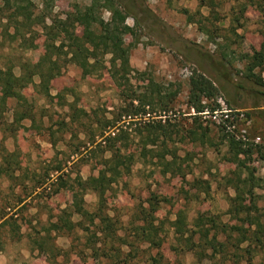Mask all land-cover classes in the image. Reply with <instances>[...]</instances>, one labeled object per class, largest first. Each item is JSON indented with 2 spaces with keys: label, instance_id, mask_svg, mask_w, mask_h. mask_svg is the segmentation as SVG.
<instances>
[{
  "label": "rangeland",
  "instance_id": "rangeland-1",
  "mask_svg": "<svg viewBox=\"0 0 264 264\" xmlns=\"http://www.w3.org/2000/svg\"><path fill=\"white\" fill-rule=\"evenodd\" d=\"M31 1L37 14L48 15L47 23L49 17H65L68 12L78 11L92 2ZM124 1L142 22L137 29L139 44L130 54L133 70L129 83L118 87L106 69L87 75L79 65L68 63L49 80L50 96L45 97L34 85L23 90V97L34 106L33 123L25 119V129L14 135L5 129V124H0V143L3 141L9 151L16 150L21 162L18 180L0 178V215L14 216L21 225L20 230L12 231L0 220V264H51L38 248L39 242H43L38 236H45L42 230L50 218L55 220L62 208L72 204L70 186L79 187L77 174L84 179L98 175L105 159L110 157L103 149V128L97 127L94 121L100 119L105 124L112 118L118 120L117 130L126 131L122 136L127 139L122 142L128 145L127 152L134 154V161L131 172L119 178L107 193L109 213L119 217L128 229L133 222L138 223L143 206L149 207L152 203L153 214L167 221L161 248L137 244L139 252L131 264H152L151 256L156 255L161 260L158 264H211L208 260L200 262L193 252L180 249L170 221L180 209L190 223L203 211L219 214L223 221H229L225 212L235 192L223 176L235 169L240 159L228 153L220 126L187 106L188 80L193 72H203L219 88L218 99L222 98L229 108L248 113L252 121L248 127L250 136H261V143L264 142V86L259 87L245 77L246 66L263 40L264 0ZM102 15L107 20L110 18L108 11ZM127 23L133 25V17ZM5 29L4 20L0 23L1 67L11 66L20 75L26 60L33 64L47 63L45 41L48 39L42 25L35 24L31 33L21 30L17 34L9 26L6 34ZM78 31L82 33V28ZM33 35L36 36L31 46ZM131 40V35L125 37L126 42ZM109 58L107 55V65ZM261 74L264 79V69ZM35 82H39V76ZM151 85L164 93L179 92L174 108L163 116L165 113L159 106L154 112L148 109L150 114L128 115L138 103L132 106L126 100L124 87L127 92L130 89L145 93ZM5 116L10 121L11 111ZM166 117L170 127L179 130L167 144L176 149L179 157L172 159L168 155L166 162H173V169L163 173V165H158L154 156L162 150L161 143L145 147L139 133L145 131L143 125L147 122H157L160 118L165 121ZM114 130L107 129L105 135ZM247 162L255 168L256 176L264 178L263 161L252 156ZM205 180L209 182L208 191L201 183ZM19 182L22 185H17ZM255 192L258 206L264 208V189L260 187ZM84 198L86 207L94 210L98 195L88 190ZM80 238L82 243L84 238L82 235ZM56 244L67 250L71 238L58 236ZM66 259L59 257L58 261L99 264L89 257L82 259L72 251L69 261ZM260 259L261 253L257 252L255 264H260Z\"/></svg>",
  "mask_w": 264,
  "mask_h": 264
},
{
  "label": "trees",
  "instance_id": "trees-1",
  "mask_svg": "<svg viewBox=\"0 0 264 264\" xmlns=\"http://www.w3.org/2000/svg\"><path fill=\"white\" fill-rule=\"evenodd\" d=\"M127 4L124 0H92L89 5L78 11L68 12L65 17H49L50 22L47 23L48 15L37 14L34 9L35 3L31 0L27 2L0 0V23L5 20L6 34L9 26H13L18 34L21 30L31 33L33 26L39 24L43 26L48 39L45 41L47 63L43 64L44 62L39 61L33 64L26 60L22 64L20 75H17L11 66L5 68L0 66V124H5V129L11 135L22 128L25 129L23 123L25 119H30L32 123L35 119L34 106L23 97V90L28 85H34L45 97L50 96L49 80L68 63L79 65L87 75L106 69L118 87L129 83V75L133 70L130 54L139 44L137 29L142 22ZM103 11L110 12L108 20L103 17ZM129 17H133L135 21L133 25L127 23ZM78 28H82V33H79ZM262 34L260 48L251 56L245 74L248 80L259 87L264 86L261 74L264 69V30ZM127 35L132 37L130 42L125 41ZM35 36L33 35L30 42L31 46ZM107 55H110L108 65L105 61ZM257 69L260 72H256ZM36 76H39L38 83L35 82ZM188 83L189 108L200 113L206 109L215 110L220 107L219 88L203 72H193ZM124 89L126 100H130L132 106L134 102L138 103L128 115H138L141 112L150 114L157 106L165 113L161 115H166L174 108L179 93L177 91L164 93L153 85L145 93H137L130 89L127 92L125 87ZM150 108L151 112L148 110ZM10 111L11 120L8 121L5 115ZM246 114L248 116L247 112ZM165 119V121L160 118L157 122H147L143 125L145 131L139 133L145 147L150 143L154 145L161 143L162 150L157 151L154 156L159 161L156 163L163 165V173L173 169V162H166L167 156H171L172 159L179 157L176 149L167 145L169 141L174 140V135L179 134V130L170 127L168 117ZM94 124L97 127L102 126L101 135L104 136L105 142L103 149L111 155L105 159L98 175H90L84 179L77 174L79 187L70 186L74 197L72 204L62 208L55 220L50 218L48 225L42 230L45 231V236H38L43 241L39 242L38 248L45 253L51 264H61L58 261L59 257H67L66 261H69L68 255L71 251L82 259L89 257L99 264H131L139 252L137 244L146 243L148 247L160 249L165 241L167 221L153 214L152 203L149 207L143 206L138 214V223L133 222L128 229L123 226L119 217L109 213L107 193L119 178L131 172L134 154L127 152L128 145L122 142L127 139L122 136L126 131L122 128L117 130L118 120L108 119L103 124L102 120L97 119ZM110 128L115 130L105 135ZM220 129L227 143L228 153L233 158L240 159L239 165L223 176L235 192L234 196H230L231 204L225 212L229 216V221H223L219 214L203 211L199 212L190 223L184 210L180 209L170 221V228L180 249L193 252L200 262L208 260L211 264H243L242 262L245 261V264H255L258 252L261 253L259 263L264 264V208L258 206L255 192L257 188L264 189V178L256 176L255 168L247 162L252 156L264 162V142L245 143L237 140L223 128ZM206 133L205 131L204 137L207 136ZM20 168L18 152L9 151L2 141L0 178L18 180L17 171ZM201 183L205 184L204 189L208 191L209 182L205 180ZM17 185H22V182ZM88 190H93L98 195V203L94 210L86 207L84 195ZM23 200L24 198L19 199L20 202ZM1 219V224H8L12 231L21 229L14 216L5 213L0 215ZM121 231L123 234L120 233ZM161 233L164 235L161 236ZM80 234L84 238L82 243H80ZM58 236L71 238L69 249L64 250L56 244ZM159 259L157 255L151 256L152 264H158L161 261Z\"/></svg>",
  "mask_w": 264,
  "mask_h": 264
},
{
  "label": "built area",
  "instance_id": "built-area-1",
  "mask_svg": "<svg viewBox=\"0 0 264 264\" xmlns=\"http://www.w3.org/2000/svg\"><path fill=\"white\" fill-rule=\"evenodd\" d=\"M218 103L220 104L219 108L215 110L206 109L199 114L232 134L237 140H242L245 143H261V136H250L248 127L252 121L243 110L229 108L222 98L218 99Z\"/></svg>",
  "mask_w": 264,
  "mask_h": 264
}]
</instances>
